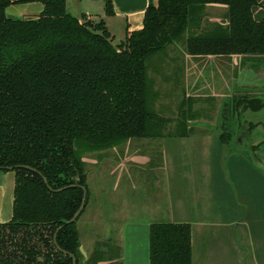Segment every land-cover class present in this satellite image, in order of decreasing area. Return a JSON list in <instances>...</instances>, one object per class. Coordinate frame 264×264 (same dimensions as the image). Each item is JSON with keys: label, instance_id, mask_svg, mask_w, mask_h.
<instances>
[{"label": "trees", "instance_id": "trees-1", "mask_svg": "<svg viewBox=\"0 0 264 264\" xmlns=\"http://www.w3.org/2000/svg\"><path fill=\"white\" fill-rule=\"evenodd\" d=\"M30 3L44 6L39 16L8 17L10 6ZM211 5L228 8L227 23L191 34L188 54L264 62V0H150L143 28L116 46L103 20L71 15L67 0H0V170L16 174L13 217L0 223V264H73L71 255L79 264L77 223L89 189L78 148L151 136L163 121L149 110L147 62L200 27ZM106 13L114 15L112 0ZM263 109L264 98L235 95L225 111L230 118ZM234 127L221 136L227 144ZM83 187L86 207L66 225ZM101 258L91 255L93 263ZM149 262L193 264L191 226L152 224Z\"/></svg>", "mask_w": 264, "mask_h": 264}, {"label": "rangeland", "instance_id": "rangeland-1", "mask_svg": "<svg viewBox=\"0 0 264 264\" xmlns=\"http://www.w3.org/2000/svg\"><path fill=\"white\" fill-rule=\"evenodd\" d=\"M86 3L82 6L78 0H69L68 12L76 17L79 13L86 14L89 11V14L99 18L104 11V5L100 2ZM221 16L218 10H205L201 16L200 27L195 24V27L189 30L181 41L171 45L164 54L157 55L147 62L150 89L149 110L163 121L160 124L152 123L153 127L155 124L157 126L150 130V137L133 139L132 142L128 140L120 145L99 151L77 147L87 174L89 189L87 209L77 223L80 243L85 251V254L81 252L79 264H146V258L149 264L147 250L137 247L130 253L127 250L124 251L125 243L133 248L134 245H138V242L124 239L123 214H125L124 209L127 205L128 208L134 205L138 207V210L142 208L140 207L142 189L150 194H155L159 190L165 191V183L161 182L158 185L156 182L159 180L155 173H152L156 170V165L162 164L165 169L164 160L161 157V139L164 137L204 132H218L222 136L229 127L228 124L235 126V123H245L244 125H248L249 130L243 135L250 137L251 140L249 142L244 140L241 144L236 143L237 132H240L236 129L229 142V149H231L229 154H235L233 151H236L241 152L242 155H234V158H228L227 162H220L215 168L218 166V170L228 173V170L230 172L235 165H239L236 170H241L243 176L238 178L231 176L237 186H250L256 171L264 176V148L257 153L260 160L256 162V152L251 153L252 145L249 144L252 143L254 137L250 125L252 122L264 121V109L257 113L245 111L241 116L235 113L231 119L225 111L226 105L237 94L238 96L264 98L263 63L259 64L251 59L247 60L248 57L238 55L231 57L191 56L186 48V41L191 34H200L203 30L211 29L215 24H225L224 21L212 22L213 18H221ZM111 27L116 30L117 34H120V29L123 28L118 23H112ZM122 40H124L123 37L118 35L113 43L116 46L121 44ZM236 81L241 84L240 88L250 92L235 94ZM188 125L193 129L190 130ZM201 125H209V127L206 130H200ZM223 126L227 128L221 130ZM262 131L258 130V132ZM243 135H241L242 139H244ZM258 137L264 139V134L261 133ZM141 153L149 158L147 164H140V162L125 164L127 162L125 155L132 156ZM258 166L260 167L257 168ZM226 179L225 177L220 178L225 185L228 182V189L230 185L233 187L235 183L229 176ZM256 181L259 182V180ZM262 182L264 180H260L259 183L264 185ZM155 203L159 204L156 201ZM164 204L167 205L166 202L161 203V205ZM146 244L142 243L141 246L147 248ZM95 252L101 253L102 258L98 263L91 261V255Z\"/></svg>", "mask_w": 264, "mask_h": 264}, {"label": "crops", "instance_id": "crops-1", "mask_svg": "<svg viewBox=\"0 0 264 264\" xmlns=\"http://www.w3.org/2000/svg\"><path fill=\"white\" fill-rule=\"evenodd\" d=\"M78 1L82 6L86 5V2L102 3L104 11L99 18L89 14V11L86 14L79 13L76 17L86 15L88 20H103L113 39L121 35L124 39L122 42L125 41L128 33L143 28L145 11L150 4V0H112L114 15L109 16L105 9L106 0ZM208 9L218 10L222 14L221 18H213L212 22L227 23L226 6L211 5ZM43 10L42 4L30 3L12 5L6 12L11 18H27L37 17ZM112 23H118L123 27L120 29V34L111 27ZM260 63H263L264 69V62L259 61ZM236 85L243 90L238 81ZM240 90L234 89L235 94L241 92ZM261 123L264 122L255 123L260 124L255 129L256 132L263 129ZM188 127L190 130L193 129L190 125ZM208 127L209 125H201L199 129L206 130ZM235 128L237 131L240 130L237 132L236 143L241 144L244 140L248 142L251 140L250 137L243 135L249 130L248 125L241 127L235 125ZM220 129L226 128L223 126ZM261 142L259 139L254 140L255 145ZM161 146L165 169L162 164L156 165V170L152 173H155L159 180L156 182L158 185L161 182L165 183V191L159 190L155 194H150L142 189L140 193L142 208L138 210L136 205L132 208L125 206L124 239L134 240L138 245L131 248L130 244L125 243L124 251L130 253L134 248L141 247L149 254V231L153 223L189 224L193 264H264V185L259 183L260 180H264V176L256 171L250 186H237L233 178L243 176L241 170H236L239 165H235L230 172L228 170L229 174L218 170V166L215 168L220 162L234 158V155H242L241 152L236 151H233L235 154H229L231 151L229 144L221 139V134L218 132L164 137L161 139ZM250 151L252 154L255 152L253 149ZM128 155H125L127 161L125 164L132 162L147 164L149 161L147 155L142 153ZM259 160L257 156L256 162ZM228 176L235 183L233 187L230 185L229 189L228 182L225 185L224 181L220 180L222 177L227 180ZM15 177V172L0 170V223L10 222L13 217ZM162 202H166L167 205H161ZM142 243H147L148 247L143 248Z\"/></svg>", "mask_w": 264, "mask_h": 264}, {"label": "water", "instance_id": "water-1", "mask_svg": "<svg viewBox=\"0 0 264 264\" xmlns=\"http://www.w3.org/2000/svg\"><path fill=\"white\" fill-rule=\"evenodd\" d=\"M91 1H97V0H91ZM9 17V16H8ZM11 18V17H10ZM14 19H21V18H14ZM248 59H251L252 61H254V60H259V61H262L263 60V58H259V57H248L247 58V60ZM263 67H264V65H263ZM240 89H239V87H237V85L235 86V91H239ZM241 92L240 93H249L250 91H247L246 89H243V90H240ZM238 93V92H237ZM241 141V140H240ZM26 168H28V169H30V167H26ZM45 182H47V180L45 179ZM65 189V188H64ZM64 189H60V190H58L57 192H59V191H63ZM83 191H84V197H83V200H82V204H81V206H80V208H79V210L76 212V214L74 215V217L70 220V221H68L67 223H66V225H70V224H73V223H75L78 219H79V217L81 216V214H82V212H83V210L85 209V207H86V202H87V195H88V191H87V189L85 188V187H83ZM64 228V226H62V227H60L58 230H57V232H56V234H55V238H54V240H55V243H56V245H57V240H56V238H57V233L61 230V229H63ZM57 247H58V249H60V247L57 245ZM80 250H81V252L83 253V254H85V251L83 250V248H82V246H80ZM72 256V258H73V264H77V259H76V257L74 256V255H71Z\"/></svg>", "mask_w": 264, "mask_h": 264}, {"label": "flooded vegetation", "instance_id": "flooded-vegetation-1", "mask_svg": "<svg viewBox=\"0 0 264 264\" xmlns=\"http://www.w3.org/2000/svg\"><path fill=\"white\" fill-rule=\"evenodd\" d=\"M260 98V97H259ZM244 113V112H243ZM254 113H257V112H254ZM242 115V114H241ZM232 117H230V119H231ZM264 122V121H263ZM245 123H235L234 125H240V127L241 126H243ZM262 124V123H261ZM229 125V127L227 128V127H225V128H227V129H229V128H232L233 127V124L232 125H230V124H228ZM252 125H255L256 127L255 128H252L251 129V132L252 133H254V137H253V139H252V143H249V144H251L252 145V149H253V151H255L256 153V157L258 156L257 155V153H259V152H261L262 151V149L264 148V139L262 138V137H258V135H261V133L262 134H264V123L262 124L263 125V131L262 132H259L258 133V131L256 132L255 131V129L258 127V126H260V124H255V123H252ZM261 140L262 142L261 143H259L258 145H255L254 144V140ZM154 224V223H153Z\"/></svg>", "mask_w": 264, "mask_h": 264}]
</instances>
